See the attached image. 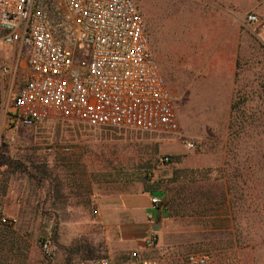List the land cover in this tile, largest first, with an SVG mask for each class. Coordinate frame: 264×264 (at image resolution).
<instances>
[{"label": "rangeland", "instance_id": "1", "mask_svg": "<svg viewBox=\"0 0 264 264\" xmlns=\"http://www.w3.org/2000/svg\"><path fill=\"white\" fill-rule=\"evenodd\" d=\"M167 1L134 0L163 74H175L176 26L172 32L164 14ZM237 15L217 14L225 26L218 32L223 50L233 40L228 26ZM26 73L15 48L0 41V213L15 219L0 224V264L42 262L45 237L58 248L57 264H89L106 255L108 240L97 234L98 200L146 188L155 169L171 166L183 170L170 185L168 221L151 255L161 264H189L192 254L207 256L206 264H264V45L255 32L242 28L232 109L224 110L220 125L206 116L209 128L228 132L226 156L217 165L183 167L161 152L160 138L167 136L156 133L58 120L15 129L7 105ZM184 103L179 99L183 128L193 132L199 127L183 120L191 118ZM62 143L72 153L45 151Z\"/></svg>", "mask_w": 264, "mask_h": 264}, {"label": "built area", "instance_id": "2", "mask_svg": "<svg viewBox=\"0 0 264 264\" xmlns=\"http://www.w3.org/2000/svg\"><path fill=\"white\" fill-rule=\"evenodd\" d=\"M245 22L256 27L264 45V19L249 13ZM0 41L13 46L18 60L26 62L25 81L7 105L15 129L58 120L183 137L175 97L134 0H0ZM3 72H8L6 67ZM187 145L196 148L194 141ZM45 151L70 154L73 147L48 144ZM162 202L152 199L154 207ZM13 222L0 213V224ZM158 242L154 230L144 238L147 248ZM40 250L43 259L37 264L58 263L51 238L42 239ZM207 261L205 255L188 257L189 264ZM89 264L161 262L134 250L125 261L100 257Z\"/></svg>", "mask_w": 264, "mask_h": 264}, {"label": "crops", "instance_id": "3", "mask_svg": "<svg viewBox=\"0 0 264 264\" xmlns=\"http://www.w3.org/2000/svg\"><path fill=\"white\" fill-rule=\"evenodd\" d=\"M206 6L210 8L209 11L204 8ZM163 10L164 14H169L170 30H176L175 45L178 51L177 62L173 64L175 74L164 72L163 75L169 91L175 97L178 112L179 99H185L184 106L191 112L189 121L183 119L185 123L199 128L193 132L184 131L180 138L156 134L167 136L160 138L165 141L161 144V152L180 163L185 162L183 167L204 166L213 161L217 165L218 159L226 156L229 137L228 132L209 128V121L212 118L220 125L224 110L228 106L232 109L229 95L234 94L237 88V60L242 28L253 32L256 29L245 22V17L249 13L261 16L264 13V0H169ZM219 11L239 14L233 16L228 26L233 34V43L231 41L232 46L229 43L226 50L222 49L218 39V32L225 28L222 22L219 24ZM208 114L210 118L206 117ZM188 141L196 142V148H189ZM213 142L217 145L212 146ZM182 170L177 166L155 169L151 183L146 188L101 196L95 216L100 223L97 234L101 232L109 244L106 255L101 257L121 262L129 259L134 250H140L146 257H154L151 255L152 249L144 245V238L150 230H154L162 239L169 216L170 185L180 177ZM154 197L163 201L157 207L152 204ZM149 214H152L151 219Z\"/></svg>", "mask_w": 264, "mask_h": 264}, {"label": "trees", "instance_id": "4", "mask_svg": "<svg viewBox=\"0 0 264 264\" xmlns=\"http://www.w3.org/2000/svg\"><path fill=\"white\" fill-rule=\"evenodd\" d=\"M237 108V105L235 104V105H233V109L235 110Z\"/></svg>", "mask_w": 264, "mask_h": 264}]
</instances>
